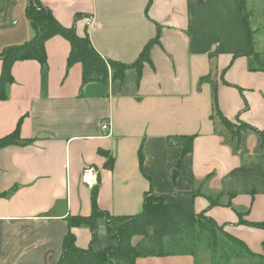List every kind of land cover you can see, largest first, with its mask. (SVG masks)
I'll return each mask as SVG.
<instances>
[{
  "label": "crops",
  "instance_id": "obj_1",
  "mask_svg": "<svg viewBox=\"0 0 264 264\" xmlns=\"http://www.w3.org/2000/svg\"><path fill=\"white\" fill-rule=\"evenodd\" d=\"M30 1L0 0V54L34 38ZM38 1L62 26L88 34L102 57L130 65L152 43L150 61L122 84L83 85L82 66L67 68L70 43L58 35L46 42L45 65L14 64L0 138L19 125L32 143L0 150V264H57L68 232L78 248L101 252L150 191L204 213L256 255L230 248L226 264L263 260L264 227L251 224L264 223V0ZM97 188L111 224L105 215L93 230L70 228L69 217L92 214ZM135 264L197 263L188 253Z\"/></svg>",
  "mask_w": 264,
  "mask_h": 264
},
{
  "label": "trees",
  "instance_id": "obj_2",
  "mask_svg": "<svg viewBox=\"0 0 264 264\" xmlns=\"http://www.w3.org/2000/svg\"><path fill=\"white\" fill-rule=\"evenodd\" d=\"M27 18L36 32L34 38L22 45L11 47L0 54V60L2 61L0 101L7 99V86L14 82L12 74L14 64L21 61L35 60L45 65L47 60L46 42L54 36H62L70 43L67 68L76 63L81 64L83 85L92 82H107L109 77L112 81L122 84L129 70L135 69L140 73L142 64L150 61L152 43L147 45L139 59L130 65L102 57L93 47L88 34L79 36L74 29L62 26L51 11L41 6L38 0L30 1L27 8ZM248 38L250 45H252L250 33ZM262 70L264 71V62ZM215 97L214 92V105ZM214 109L216 114L220 116L221 114L217 108L214 107ZM227 125L235 127L229 121H227ZM240 125L244 126L246 130L255 131L245 123ZM237 130L241 131L240 129ZM259 135L264 140V133H259ZM233 136L237 138V146H239L241 133L235 132ZM30 143H32L31 140L21 138L18 125L13 133L0 138V150L10 146H24ZM192 143L193 137L186 138L183 156L192 150ZM140 160H142L141 153ZM5 195L6 193L0 194V197ZM97 195L98 188L93 191L92 214L90 216L69 217L67 221L70 228L88 226L93 230L96 218L106 215L97 207ZM168 200L167 197L155 195L151 191L146 193L142 212L127 217L126 222L114 235L110 233L112 245L101 252H94L91 248L88 250L78 248L75 236L68 232L63 239L62 255L57 264H135L138 258L194 254V252L186 250L187 243L190 241L191 246H197V237L201 233L212 234L218 225L212 219L205 217L204 213L200 215L188 214L181 208L168 204ZM106 218L111 224L112 219L110 216L106 215ZM205 220L213 225V229H206L207 233L203 231V226H205L203 221ZM251 225L264 227V223ZM234 240L244 246L237 238H234ZM214 241L216 242V239ZM176 245H179L177 246L178 249L182 250L176 251L173 248ZM247 253L256 256L250 251H247ZM241 255L238 253V256Z\"/></svg>",
  "mask_w": 264,
  "mask_h": 264
},
{
  "label": "rangeland",
  "instance_id": "obj_3",
  "mask_svg": "<svg viewBox=\"0 0 264 264\" xmlns=\"http://www.w3.org/2000/svg\"><path fill=\"white\" fill-rule=\"evenodd\" d=\"M236 129H240L241 131L246 130L244 126H241L240 124L235 125ZM203 231L206 232V229H213V225L208 222L207 220L203 221ZM215 228V227H214ZM217 229L213 230L212 234H204L201 233L199 237H197V246H191L190 241L187 243L186 250L194 252L195 258H196V263L197 264H226L227 260H225L226 254H230V248L235 251V253H240L242 254L240 257H249L246 249L244 246L238 244L234 238L229 235L228 233L225 232V230L219 226H216ZM207 233V232H206ZM209 235V236H208ZM138 239V238H137ZM216 239V242L214 240ZM136 240V239H135ZM178 240V239H176ZM217 243V244H216ZM179 245L174 246L173 248L178 250ZM212 255L215 257L218 256L217 259H212ZM264 257V256H263ZM262 257V258H263ZM244 258H235L232 264H262L264 263V258L263 260L260 259H254L248 260Z\"/></svg>",
  "mask_w": 264,
  "mask_h": 264
},
{
  "label": "built area",
  "instance_id": "obj_4",
  "mask_svg": "<svg viewBox=\"0 0 264 264\" xmlns=\"http://www.w3.org/2000/svg\"><path fill=\"white\" fill-rule=\"evenodd\" d=\"M102 130L105 131V132H109V130H110V125H109L108 121H104V122L102 123Z\"/></svg>",
  "mask_w": 264,
  "mask_h": 264
}]
</instances>
